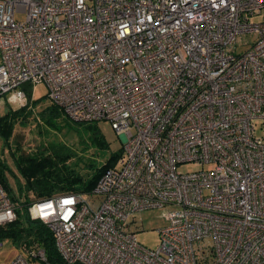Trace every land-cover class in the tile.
Listing matches in <instances>:
<instances>
[{
	"label": "built area",
	"instance_id": "2783aa9c",
	"mask_svg": "<svg viewBox=\"0 0 264 264\" xmlns=\"http://www.w3.org/2000/svg\"><path fill=\"white\" fill-rule=\"evenodd\" d=\"M39 83L123 144L90 191L30 202L62 264H264V0H0V98ZM151 208L155 248L136 237ZM15 218L0 182V225Z\"/></svg>",
	"mask_w": 264,
	"mask_h": 264
},
{
	"label": "trees",
	"instance_id": "16d2710c",
	"mask_svg": "<svg viewBox=\"0 0 264 264\" xmlns=\"http://www.w3.org/2000/svg\"><path fill=\"white\" fill-rule=\"evenodd\" d=\"M31 88H27V103L19 108L10 109L6 107L3 114L0 115V138L2 143L10 151L13 162L18 174L23 179V183L17 187L18 194L12 192L7 175L8 167L0 157V182L10 195L16 208V218L14 221L0 225V240L7 238L17 246H24L27 249L41 247L46 254L48 264H62L61 258L57 252L53 235L50 229L40 220L32 219L28 213V207L31 199L28 193L32 194L34 199L48 197L57 193L88 192L90 191L102 171L113 166L122 154V148L112 152L107 160L100 165L88 162L87 167L70 164V159L75 154L69 150L59 152L54 150L46 151L38 147L34 153H24L20 145L11 148L10 140L13 136V129L16 123L25 124L32 115L35 101L30 97ZM66 114L62 108L51 103L39 111L42 118ZM72 127L79 128L87 134V142L101 150L108 148V142L101 134L97 121L77 122L68 118ZM82 158L77 155V160ZM88 168V169H87ZM16 182L18 176L11 172ZM44 264V263H43ZM82 264V263H75Z\"/></svg>",
	"mask_w": 264,
	"mask_h": 264
},
{
	"label": "rangeland",
	"instance_id": "374dc122",
	"mask_svg": "<svg viewBox=\"0 0 264 264\" xmlns=\"http://www.w3.org/2000/svg\"><path fill=\"white\" fill-rule=\"evenodd\" d=\"M17 19H23V14H17ZM262 17L252 16V21H259ZM246 40L245 44H238L237 50L242 51L247 46V42L251 40L252 35H242L241 39ZM31 100L35 101V106L32 110V115L28 119L27 123L19 124L16 123L13 129V136L10 140L11 148H15L18 144L24 153H34L38 147L44 148L46 151L54 150L59 152H65L69 150L75 154L70 159V164L76 165V162L80 166L87 167L88 162L94 164H102L108 158L112 152H116L122 148L121 138L117 135L115 130L111 127L107 120L97 121V126L108 142V148L101 150L95 146H92L87 142V134L82 129L72 127L63 114L50 117V121H47L46 117L41 119L39 111L45 106L50 105L52 102L47 96V88L44 83L35 85L30 91ZM11 107L6 99L0 98V115L4 113L6 107ZM82 156L77 160V155ZM0 157L8 167L7 175L9 178V184L12 188L13 194L17 195V187L23 183V179L18 174L16 166L13 162L10 151L5 147L0 138ZM88 169V168H87ZM183 171L194 169L193 166H182ZM14 172L18 176V182L14 180L11 175ZM31 201L34 199L33 195L28 193ZM136 218L141 230L136 232L137 240L150 248H155L158 244V232L157 229L164 225L161 208H151L143 210L136 214ZM2 246L0 249V264H9L11 259L17 253V247L11 242L10 239L4 238L1 240Z\"/></svg>",
	"mask_w": 264,
	"mask_h": 264
}]
</instances>
